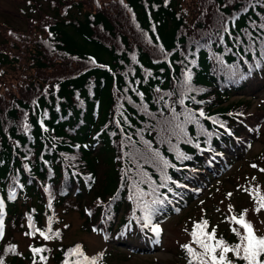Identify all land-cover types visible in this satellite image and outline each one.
I'll return each instance as SVG.
<instances>
[{"label":"trees","instance_id":"1","mask_svg":"<svg viewBox=\"0 0 264 264\" xmlns=\"http://www.w3.org/2000/svg\"><path fill=\"white\" fill-rule=\"evenodd\" d=\"M19 10L28 31L5 27L0 41V264H114L131 253L117 242L200 264L181 245L203 252L191 236L202 220L240 243L230 210L227 230L193 215L180 242L151 227L205 200L189 188L203 168L258 139L264 150V0H26ZM239 91L247 98L229 101ZM259 185H247L254 203L240 213L264 236L253 224ZM70 211L100 250L64 241Z\"/></svg>","mask_w":264,"mask_h":264},{"label":"rangeland","instance_id":"2","mask_svg":"<svg viewBox=\"0 0 264 264\" xmlns=\"http://www.w3.org/2000/svg\"><path fill=\"white\" fill-rule=\"evenodd\" d=\"M26 0H0V41L3 39L5 33V27H12L16 30L28 31L29 26L24 14L19 10L20 7H25ZM43 8L47 10L44 5ZM24 15V17H23ZM247 98L242 91L234 92L229 96V101ZM257 99L252 100L250 108H254L257 104ZM260 127H264V120L261 121ZM241 145H243L241 143ZM262 141L260 139L252 143L247 150H244L243 146H238L234 151L228 153V156L218 160L210 168H203L200 173L197 174L196 186H189L191 190H200L201 194H204L205 200L198 201L195 205L189 202L187 208H191L189 213L185 215L187 209H181L174 213V216L169 217L165 223H158L162 237H166L173 241H182L187 238L185 229L189 224L191 217L197 215L199 218L202 216L205 218H211L212 223H216L217 226L223 227L225 230L234 225L228 222L227 212L231 206L232 217H239L240 209L243 207H251L254 201L251 195L247 191V185L249 183L260 184L262 192L264 193V157H261L260 161H253V158H257L262 151ZM237 161L234 163V161ZM227 165H225V163ZM229 164V165H228ZM246 165L248 167H246ZM255 165L256 167H250ZM227 184V185H224ZM212 184L209 192L206 189ZM231 194V195H229ZM178 205L175 206L177 208ZM185 208V207H184ZM186 210V211H185ZM189 210V209H188ZM237 213V214H236ZM65 222H70V227L66 231L65 242L71 243L74 240H81L86 243V246L90 252L100 250L103 245V240L100 236L94 232H85L81 230L82 217L77 211H70L64 217ZM255 219L254 217H251ZM257 221V220H256ZM258 231H264V213L260 214V225L253 223ZM157 225V224H156ZM15 239L20 243L22 249L26 248L27 238H23V233H16ZM117 246L123 249H129L131 253H122L125 256L117 254L113 258L114 264H133L134 262L143 264H168L171 254L165 250H150L146 251L139 248V245L134 247L130 243H115ZM143 252H150L146 255ZM116 259V260H115Z\"/></svg>","mask_w":264,"mask_h":264},{"label":"snow or ice","instance_id":"3","mask_svg":"<svg viewBox=\"0 0 264 264\" xmlns=\"http://www.w3.org/2000/svg\"><path fill=\"white\" fill-rule=\"evenodd\" d=\"M200 115H204L203 111L200 112ZM165 164H167V161H165ZM253 167L256 166L253 165ZM153 203H162V201H153ZM261 208H264V203H261L256 211L259 212ZM229 209L231 210V206H229ZM152 211L153 210L145 206V215L143 217L145 221L143 227L145 228L149 227L152 222ZM246 213L247 209L243 210L238 218L235 216L231 217V220L241 225L245 231V234L241 235L235 228L232 229V231L240 237V243L229 245L222 238L217 239L216 229L213 228L211 232L205 231L209 222L207 220H202L195 224L191 236L195 243L203 249V252H195L188 244L181 245V247L185 248L193 258H199L200 264H234V261L229 259L228 253H232L236 260L243 261L245 264H264V236H257L254 234L252 224L245 218ZM151 231L159 234L161 229L157 224L151 227ZM34 251L38 252L40 249H34ZM74 251L79 252L80 246L78 245ZM93 264H95V258H93ZM189 264H191V261Z\"/></svg>","mask_w":264,"mask_h":264}]
</instances>
